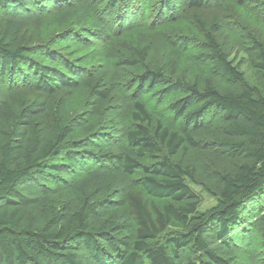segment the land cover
Masks as SVG:
<instances>
[{
	"label": "trees",
	"instance_id": "1",
	"mask_svg": "<svg viewBox=\"0 0 264 264\" xmlns=\"http://www.w3.org/2000/svg\"><path fill=\"white\" fill-rule=\"evenodd\" d=\"M124 1L128 0H109V4ZM206 1L188 0V5L198 9ZM164 2L172 6V0ZM26 3L0 0V9ZM52 18L53 24L66 30L72 23L88 21L96 34L107 35L83 3L59 10ZM193 20L203 31L205 45L194 56L208 64L206 75L193 79L175 75L187 50L186 36H163L170 53L169 73L147 65V47L140 42L134 41L127 52H118V64L140 71L131 75L133 125L125 131V143L113 149L111 142L96 141L101 136L97 127L69 118L66 109L67 92L84 86L88 91L85 112L91 117L98 114L115 91L110 75L93 69L94 76L76 79L75 74L84 68L68 59L63 64L70 74L52 66L57 60L51 50L41 47L39 51L25 34V19H4L0 75L13 81L24 67L31 68L36 78L29 81L34 90L31 96L14 86L0 98V264H88L77 249L95 264H196L182 254L187 246L201 255L199 264L235 263L230 231L245 210L264 202V45L249 32L237 36L255 81L243 84L240 65L244 59L235 64L221 47L220 18L208 20L195 12ZM77 44L88 48L83 42ZM32 52L48 63L30 58ZM94 54L97 60H110L105 48ZM157 84L163 85L162 92L184 93L170 104L173 115L182 117L180 129L139 98ZM212 109L221 112L220 127L202 121ZM77 125L84 134L76 138ZM198 130L210 135L214 153L238 160L237 166L228 171L208 170L199 163L175 160L181 149L208 144L197 136ZM147 157L156 158L147 162ZM83 161L97 167H85ZM111 164L120 174L140 170L141 175L135 184L114 189L118 179L108 169ZM35 175L45 176L50 186L40 187ZM188 180L203 185L216 197V204L200 210L201 200ZM163 197L169 201H154ZM207 235L217 238L216 247Z\"/></svg>",
	"mask_w": 264,
	"mask_h": 264
},
{
	"label": "rangeland",
	"instance_id": "2",
	"mask_svg": "<svg viewBox=\"0 0 264 264\" xmlns=\"http://www.w3.org/2000/svg\"><path fill=\"white\" fill-rule=\"evenodd\" d=\"M80 3L88 5L94 17L104 25L107 35L96 34L88 21L72 23L68 30L53 24L52 17L55 12ZM171 3L172 6L168 7L164 0H128L111 6L109 0H27L25 5H8L6 9H0V27L8 16L25 19L27 21L25 34L39 51H42L43 47L51 50L52 57L57 60L52 66L70 74L63 64L64 60L68 59L77 68L85 69L75 74L74 77L78 80L94 76L93 69L110 75L115 91L109 103L104 108H100L98 114L91 117L89 112H85L88 91L84 86L78 91L67 92L66 109L69 118L77 122L89 121L97 127L101 136L96 141L111 142L113 149H116L125 143V131L133 125L129 113V107L134 99L131 75L140 71L139 67L118 64L116 62L118 52H127L132 49L131 44L134 41L140 42L147 47L145 60L147 65L160 67L169 73L167 67L170 53L163 41V36H186L189 39L187 50L175 75L186 79L206 75L204 72L208 69V64L194 56L196 52L205 50L203 31L193 20L195 12L208 20L213 16L220 18L221 28L217 37L221 47L227 52L229 58L234 59L235 64L241 57L244 59L240 65L244 78L243 84L255 83L246 55L238 48L237 36L249 32L264 45V0L244 5H239L237 0H208L198 9L189 7L188 0H172ZM77 42H83L88 48L79 46ZM100 48L108 51L110 60L107 63L94 58V53ZM30 58L48 63L44 56L33 52ZM21 68L22 70L14 76L13 81L7 75H0V98H4L14 86H19L28 96L34 93L29 81L34 80L36 75L31 68ZM25 76L29 78L28 82L25 81ZM162 87V84H157L152 90L140 93L138 96L150 109L163 113L180 129L183 125L182 117L173 115L170 104L184 93L180 90L165 93L161 91ZM202 121L212 128L223 124L221 112L216 109L205 113ZM190 129L193 130V128ZM83 134L81 126L77 125L73 136L77 138L82 137ZM196 134L207 140L208 144L197 148L181 149L175 160L188 164L199 163L208 170L228 171L237 166L238 160L222 158L214 153L209 143L210 135L205 131L198 130ZM156 157H147L146 161L151 162ZM83 163L88 168L97 167L94 162L83 161ZM108 169L117 175L118 180L114 183V189L117 190L120 187L135 184L141 175L140 170L132 174H120L119 169L112 164ZM34 179L40 187L50 186L45 176L35 175ZM188 183L201 200L200 210L216 204V197L203 185L190 180ZM154 201L161 204L169 201V198H154ZM240 218L241 221L232 227L229 234L230 243L234 247V264H264V202H257L250 209L245 210ZM207 239L212 247L218 244L214 235H207ZM77 251L89 262L88 264H95L87 260L81 249ZM181 252L199 264L201 255L191 246L184 247Z\"/></svg>",
	"mask_w": 264,
	"mask_h": 264
}]
</instances>
